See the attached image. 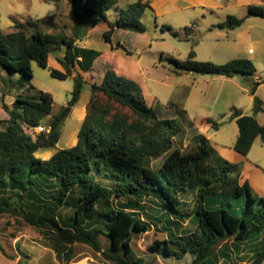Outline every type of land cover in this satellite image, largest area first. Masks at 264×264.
<instances>
[{
	"label": "trees",
	"instance_id": "trees-1",
	"mask_svg": "<svg viewBox=\"0 0 264 264\" xmlns=\"http://www.w3.org/2000/svg\"><path fill=\"white\" fill-rule=\"evenodd\" d=\"M118 11L115 23L104 33L112 43L116 29L145 33L142 23L151 9L150 0H131ZM76 21L73 37L45 33L37 22L28 20L15 26L8 34L0 32V68L20 73V87L30 86L32 63L49 69L52 78L65 81L72 72L63 73L49 66L50 55L64 48V60L74 66L76 59L87 61L88 71L100 56L95 50L76 47L80 32L88 20L107 19L106 12L119 8V0H70ZM247 17H264L262 6H250ZM228 16L216 27L235 30L246 18ZM197 23L182 30L187 39L196 35ZM163 31L172 28L163 25ZM28 30H32L28 34ZM177 37L178 34L175 33ZM192 49L186 61L171 59L179 74L208 75L221 78L243 76L252 80L251 95L255 96L263 81H254L256 68L251 60L234 59L225 64L199 62ZM84 69V68H82ZM84 87L76 77V86L67 104L53 112L50 93L40 91L35 100L19 96L10 109L5 129H0V216L19 218L24 224L39 230L61 264L74 262V246L86 245L112 264H143L136 259L133 238L150 231L151 224L141 214L147 197L157 199L170 214H180L182 197L191 196L195 202V232L177 237L173 232L152 249L178 259L195 255L193 264H221L231 260L228 252L215 253L221 244L231 243L232 251L247 248L245 264L264 263V196L256 194L243 179V166L225 160L203 135L196 137L197 149L184 153L174 148L173 139L181 132L176 119H160L156 110L146 104L141 86L132 79L110 69L101 85H92L91 108L80 128L78 143L72 148L59 149L50 159L37 157L41 149L55 148L62 128L79 102ZM98 93L109 101L128 107L136 116L129 122L124 118L108 119L109 110L97 107ZM255 114L263 104L255 96ZM49 134L34 135L47 118ZM231 121L239 128L233 148L248 155L258 138L264 141V126L256 117L243 115L233 109ZM213 130L221 123L207 120ZM164 157L159 169L153 160ZM129 201L130 204H118ZM70 209L66 220L61 211ZM171 222V221H170ZM172 223V222H171ZM175 224V223H172ZM102 237L109 248L103 249ZM226 248H228L226 246ZM247 257V256H246Z\"/></svg>",
	"mask_w": 264,
	"mask_h": 264
},
{
	"label": "rangeland",
	"instance_id": "rangeland-1",
	"mask_svg": "<svg viewBox=\"0 0 264 264\" xmlns=\"http://www.w3.org/2000/svg\"><path fill=\"white\" fill-rule=\"evenodd\" d=\"M131 2V0H119V8L106 12L108 21L115 23L118 11L125 9ZM237 13L241 15L243 10L239 9ZM28 20L37 22V27L42 32L68 38L73 37L76 26L70 0H0L1 33L13 32L17 24ZM223 20L224 14H220L216 17L209 15L206 20L199 18L188 22L187 25L193 22L198 25L195 29L196 35L187 39L180 28L163 31L161 28L163 23L160 22L161 24L156 26L152 11L147 10L142 18L146 32L140 34L126 30L118 31L114 36L113 50L103 35L104 29H109L105 18L99 22L97 31L92 37V49L104 52L105 60L111 63L117 74L132 79L141 86L146 104L156 110L160 119H176L179 122L182 127L181 132L173 139V143L174 148L184 153L194 152L197 149L196 137L199 135L207 137L210 135L213 139L217 135V139L227 142L234 139L230 128H236L238 131L236 124H230L231 112L225 106L227 89L223 90L221 97L216 101L217 83L211 81L216 77L179 74L171 62V59L186 61L190 51L194 49L197 61H209L221 65L216 62L224 61L233 55V52L224 54L221 51L231 44L233 36L230 31L213 27ZM31 33L32 30H28V34ZM175 33L178 34L177 37ZM118 43L121 44L120 47H117ZM61 53L58 51L51 55L53 56L52 64L57 63L56 57L64 56V53ZM255 63L259 75L264 76V59H257ZM32 70L33 78L30 86L20 87L18 85L22 77L20 73L0 68V129H5L10 119L9 114L3 110V104L11 109L19 96L35 100L40 91L48 92L54 100V113L59 112L71 98V93L76 86V78L65 81L54 79L49 69L39 67L36 62L32 63ZM85 79L87 83L92 82L90 77ZM250 81L241 80L242 85L251 91ZM84 85L82 100H91L92 87ZM231 88L238 93L235 87L231 86ZM249 96H251L250 93L242 94L240 101L249 100ZM96 103L98 108L109 110L108 119L117 117L127 119L129 122L136 120V116L128 107L109 101L102 93H98ZM90 108L89 101L87 113ZM209 118L221 123L219 133L206 125V120ZM51 120L50 116L47 117L40 126H49ZM77 126L75 119L70 118L66 121L58 148H66L65 142ZM29 130L30 133L38 135L34 133V128ZM44 151L47 150H39L37 157L42 159L41 155ZM163 160L164 157L153 160L152 168L159 169ZM182 202L181 213L177 215L167 212L155 198L147 197L141 203L144 209H140L139 214L151 224V229L133 238L132 249L136 259L143 264H193L195 255L187 254L178 259L152 249L156 241L167 239L171 232L177 237H186L195 232L197 227L194 214L195 202L189 195L182 197ZM118 204L128 205L130 202L121 201ZM71 215L70 209L61 211V218L64 220ZM102 245L104 250L109 248L106 237H102ZM49 246L50 243L43 238L39 230L24 224L19 218L0 216V264H61L56 253L48 248ZM222 251L228 252L231 260L222 258L221 264H245L250 253L247 248L242 249L240 253L232 251L230 242L218 246L215 253ZM74 254V262L86 259L90 264H112L101 253L95 252L86 245L74 246Z\"/></svg>",
	"mask_w": 264,
	"mask_h": 264
},
{
	"label": "crops",
	"instance_id": "crops-1",
	"mask_svg": "<svg viewBox=\"0 0 264 264\" xmlns=\"http://www.w3.org/2000/svg\"><path fill=\"white\" fill-rule=\"evenodd\" d=\"M253 5L262 6L264 8V0H150L151 9L149 10L153 13V16L155 18L154 23L156 26H159L161 23H163L162 26L167 25L171 28H180V30H182L184 27L190 26L187 24L188 22H192L193 20H197L199 18H203L204 20H206L207 16L209 15L212 17H216L220 14H224V20L219 21L213 26L217 28L216 26L226 21L228 16H235L238 18L247 17L249 7ZM239 9L243 10V13L241 15L237 13ZM99 22L100 21L96 22L94 20H88L85 23L82 28L80 38L76 41V47L94 50L92 49V37L93 34L97 31L96 29L99 26ZM110 24L112 23H110L107 18L106 25L109 29ZM103 27L106 28V26ZM107 30L108 29H104L103 35ZM120 30L122 29L117 28L115 34ZM230 33L231 36H233L231 39V44H229L228 47L222 49L221 51L224 54H230L231 52H233V55L229 56V54H227V56L229 57L224 59V61L216 63L225 64L234 59H248L253 62L254 66H256L255 61L257 59H264V17H247L245 23L241 27L235 30H230ZM114 36L112 38V43L106 41L108 44H111L112 50L114 49ZM120 46L121 44L118 43L117 47ZM59 51H61V54H63L64 48L61 47ZM95 51L99 52L100 56L94 60L91 68L88 71H85L88 63L87 61L83 60L82 57H78L76 59L75 65L70 66L65 61H63L64 56L62 55L60 57H56L57 63L54 65L52 64L53 56H51V54L49 58V66L63 73L71 71V78L80 76L83 79L84 84L88 86L92 87V85L94 84L101 85L105 79L106 73L110 69L113 70V67L108 60H105L104 52H100L98 50ZM53 54H56V52H54ZM85 77H90L92 82L87 83ZM240 79L243 81H249V79H246L243 76H237L231 79L216 77L214 80H211L217 83L218 91L216 93V101L219 97H221L223 90L227 89L225 106L229 108L230 112L232 113V110L236 109L243 115H254L259 124L264 126V83L259 86L255 95L261 100L263 104V111L255 114V96L251 95L250 90L242 85ZM253 80L264 82V76H260L258 71H256ZM250 82L252 83V80ZM231 86L235 87L238 93L232 91ZM246 93H250L251 95L249 96V100H245L243 102L240 101L241 95ZM82 99L83 92L79 102L73 108V111L68 118L75 119V121L78 123V126L76 127L77 129H75L73 133H71V135L67 138L65 142L66 148H72L78 143L79 131L87 116V107L90 99L86 101H83ZM207 120L206 125L211 128V125L207 124ZM230 124L233 125L236 124V122L230 120ZM230 129L233 131L234 136V139L232 141L226 142L217 139V135L214 139L210 135H208V137L206 135L204 136L210 141L211 145L225 160L233 164L242 165V181H248L252 190L256 194L264 196V141L261 138H258L253 145L250 153L248 155H243L233 148L239 135V128L238 131L236 130V128ZM220 131L221 129L217 130L216 133H219ZM199 134L201 133L199 132ZM59 149L64 148H58L57 145L55 148L45 149L47 151H44L42 153V160L50 159ZM70 264L90 263L86 259H83L81 261L72 262Z\"/></svg>",
	"mask_w": 264,
	"mask_h": 264
},
{
	"label": "built area",
	"instance_id": "built-area-1",
	"mask_svg": "<svg viewBox=\"0 0 264 264\" xmlns=\"http://www.w3.org/2000/svg\"><path fill=\"white\" fill-rule=\"evenodd\" d=\"M34 133H38V134H42V133H44V134H49L50 133V131H51V127L50 126H39V127H37V128H34Z\"/></svg>",
	"mask_w": 264,
	"mask_h": 264
}]
</instances>
